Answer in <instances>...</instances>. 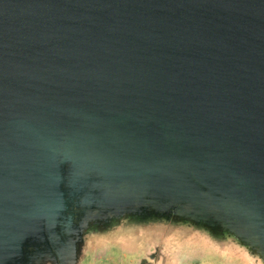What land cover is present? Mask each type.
Instances as JSON below:
<instances>
[{
	"label": "water",
	"instance_id": "obj_1",
	"mask_svg": "<svg viewBox=\"0 0 264 264\" xmlns=\"http://www.w3.org/2000/svg\"><path fill=\"white\" fill-rule=\"evenodd\" d=\"M155 219L264 264V0H0V264Z\"/></svg>",
	"mask_w": 264,
	"mask_h": 264
},
{
	"label": "rangeland",
	"instance_id": "obj_2",
	"mask_svg": "<svg viewBox=\"0 0 264 264\" xmlns=\"http://www.w3.org/2000/svg\"><path fill=\"white\" fill-rule=\"evenodd\" d=\"M138 220L137 216L131 218L132 223ZM149 221L155 223L139 227L105 223L92 232L90 224L79 264H250L242 259L243 255L228 253L227 242L217 243L215 238L221 234L218 231L210 235L205 233L207 229L190 222L176 225L160 219ZM233 243L238 253L245 251L239 249L240 244Z\"/></svg>",
	"mask_w": 264,
	"mask_h": 264
},
{
	"label": "flooded vegetation",
	"instance_id": "obj_3",
	"mask_svg": "<svg viewBox=\"0 0 264 264\" xmlns=\"http://www.w3.org/2000/svg\"><path fill=\"white\" fill-rule=\"evenodd\" d=\"M25 252H26V254H29V256H27L26 257V263H24V264H28L30 261H29V258L30 257H33L34 256V254H35V250L33 249V248H26L25 249ZM53 257L54 258H56V254H55V251H53ZM48 262V260L47 259H44L42 262H41V264H49V263H47Z\"/></svg>",
	"mask_w": 264,
	"mask_h": 264
}]
</instances>
